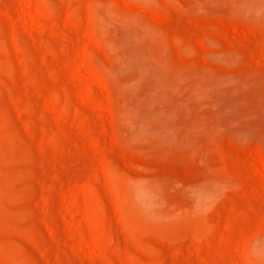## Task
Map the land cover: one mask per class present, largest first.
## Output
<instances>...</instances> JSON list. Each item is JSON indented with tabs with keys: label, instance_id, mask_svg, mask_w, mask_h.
Here are the masks:
<instances>
[{
	"label": "rangeland",
	"instance_id": "rangeland-1",
	"mask_svg": "<svg viewBox=\"0 0 264 264\" xmlns=\"http://www.w3.org/2000/svg\"><path fill=\"white\" fill-rule=\"evenodd\" d=\"M0 264H264V0H0Z\"/></svg>",
	"mask_w": 264,
	"mask_h": 264
}]
</instances>
